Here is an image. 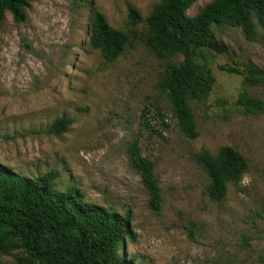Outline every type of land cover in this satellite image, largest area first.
<instances>
[{
	"label": "rangeland",
	"instance_id": "rangeland-1",
	"mask_svg": "<svg viewBox=\"0 0 264 264\" xmlns=\"http://www.w3.org/2000/svg\"><path fill=\"white\" fill-rule=\"evenodd\" d=\"M161 1L38 0L24 23L7 12L0 24V162L31 178L57 170L56 189L75 186L85 201L129 217L134 239L126 235V248L118 246L134 264H264V112L236 103L243 91L264 101V84L245 86L242 75L220 68L264 69V25L255 19L251 39L241 27L214 26L226 51H202L214 80L206 99L190 103L199 132L190 139L158 85L166 65L183 56H159L145 42L146 22L129 24V5L145 20ZM208 1L197 0L188 14ZM89 2L132 35L113 62L88 43ZM63 116L72 123L57 133L53 125ZM135 138L156 162L159 211L130 163ZM224 146L241 153L247 169L224 199L213 200L197 155ZM24 254L18 248L0 260Z\"/></svg>",
	"mask_w": 264,
	"mask_h": 264
},
{
	"label": "trees",
	"instance_id": "trees-1",
	"mask_svg": "<svg viewBox=\"0 0 264 264\" xmlns=\"http://www.w3.org/2000/svg\"><path fill=\"white\" fill-rule=\"evenodd\" d=\"M36 1L0 0V24L7 12L16 23H24ZM196 1L162 0L145 20L137 8L128 7L132 27L146 22L145 42L151 50L159 56H183L182 61L166 65L158 85L168 95L181 132L190 139L199 135L190 103L206 99L214 80L202 51H226L214 26L241 27L251 39L255 19L264 25V0H210L189 15ZM89 4L93 16L88 43L99 49L106 61L113 62L132 43V35L111 26L95 4ZM220 68L242 75L245 86L264 84V69L256 65ZM236 103L247 113L264 112V101L248 91L240 93ZM71 123L63 116L53 129L63 133ZM128 155L150 193V205L159 211L162 191L155 176L156 162L143 155L138 138L128 147ZM197 158L211 178L207 190L213 200L224 199L229 183L239 182L247 169L246 159L231 146H224L217 155L204 148ZM59 176V171L51 170L37 178L26 177L0 162V255L18 248L25 251L12 263L0 260V264H134L131 257L120 255L118 246L126 248V235L134 239L130 218L85 201L84 193L75 186L65 191L56 189L54 182Z\"/></svg>",
	"mask_w": 264,
	"mask_h": 264
}]
</instances>
